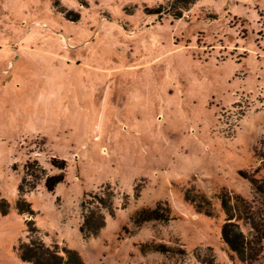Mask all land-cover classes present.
<instances>
[{
  "label": "rangeland",
  "instance_id": "1",
  "mask_svg": "<svg viewBox=\"0 0 264 264\" xmlns=\"http://www.w3.org/2000/svg\"><path fill=\"white\" fill-rule=\"evenodd\" d=\"M194 1L0 0V264H29L28 219L84 264H241L217 195L264 209L245 178L264 181V0ZM52 157L66 169L48 192ZM111 195L114 216L83 239L81 202ZM158 205L169 221L133 222Z\"/></svg>",
  "mask_w": 264,
  "mask_h": 264
},
{
  "label": "trees",
  "instance_id": "2",
  "mask_svg": "<svg viewBox=\"0 0 264 264\" xmlns=\"http://www.w3.org/2000/svg\"><path fill=\"white\" fill-rule=\"evenodd\" d=\"M170 1V0H167ZM183 1L186 5L194 4V0H173ZM160 16L159 12H152ZM51 165L60 171L56 176L47 177L45 188L48 192H53L56 186L64 181V171L66 162L58 158H51ZM28 169V167L26 168ZM255 193L264 198V181L254 179L252 175L245 176ZM33 190L35 186L31 187ZM21 186L18 187V193L21 192ZM192 194L185 197V200L193 207L196 213L208 217L214 215L210 201L203 193H197L194 189ZM89 196V195H88ZM111 197H100L98 206L94 209H87L84 201L81 202L82 223L79 226V232L83 239L95 237L105 226V213L114 216V209ZM224 220L221 226V240L225 246V252L231 262L241 264H264L263 247H264V209L256 210L253 203L247 201L239 194L231 193L227 189H221L217 195ZM3 212H6L7 204L1 201ZM158 205L155 209H142L135 213L133 222L140 226L145 222L170 220L169 210L166 214L159 212ZM17 210L20 215L31 217L33 214L30 204L23 197L17 200ZM33 220L26 221L28 233V243H20L19 259L23 263L29 264H84L79 253L74 249L62 248L60 252L52 251L45 246L43 241L36 236L39 229L35 226ZM243 225L249 229L245 235L240 226ZM57 246V245H56Z\"/></svg>",
  "mask_w": 264,
  "mask_h": 264
},
{
  "label": "crops",
  "instance_id": "3",
  "mask_svg": "<svg viewBox=\"0 0 264 264\" xmlns=\"http://www.w3.org/2000/svg\"><path fill=\"white\" fill-rule=\"evenodd\" d=\"M66 248H68V247H66ZM69 249H71V248H69ZM75 250V249H74Z\"/></svg>",
  "mask_w": 264,
  "mask_h": 264
}]
</instances>
